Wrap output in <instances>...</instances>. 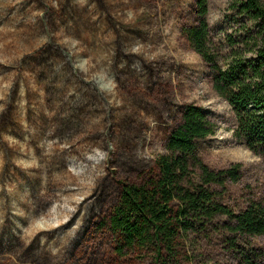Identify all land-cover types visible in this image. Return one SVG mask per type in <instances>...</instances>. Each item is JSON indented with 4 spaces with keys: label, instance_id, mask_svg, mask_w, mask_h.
Returning a JSON list of instances; mask_svg holds the SVG:
<instances>
[{
    "label": "rangeland",
    "instance_id": "rangeland-1",
    "mask_svg": "<svg viewBox=\"0 0 264 264\" xmlns=\"http://www.w3.org/2000/svg\"><path fill=\"white\" fill-rule=\"evenodd\" d=\"M197 0H0V264H154L119 256L109 219L126 183L158 177L157 159L185 109L216 135L198 142L220 171L241 164L224 203L264 198V157L236 136L230 104L182 28ZM209 0L214 43L239 31L232 4ZM211 230L181 264L264 263V237Z\"/></svg>",
    "mask_w": 264,
    "mask_h": 264
},
{
    "label": "trees",
    "instance_id": "trees-1",
    "mask_svg": "<svg viewBox=\"0 0 264 264\" xmlns=\"http://www.w3.org/2000/svg\"><path fill=\"white\" fill-rule=\"evenodd\" d=\"M198 25L182 28L193 50L209 66L216 93L233 108L236 136L264 157V0L232 4L239 31L216 45L208 23L209 0L196 1ZM216 135V126L199 108L185 109L157 159L158 177L122 186L109 219L118 236L119 256L140 254L154 264H181L183 247L200 235L226 232L229 245L264 237V198L235 210L224 203L226 187L242 179L241 164L216 171L201 159L198 142ZM243 264H264L240 250Z\"/></svg>",
    "mask_w": 264,
    "mask_h": 264
}]
</instances>
